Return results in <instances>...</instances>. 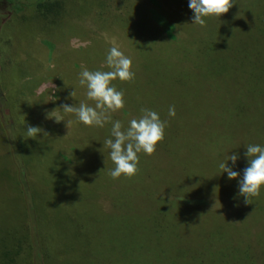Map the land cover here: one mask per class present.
<instances>
[{"label": "rangeland", "instance_id": "rangeland-1", "mask_svg": "<svg viewBox=\"0 0 264 264\" xmlns=\"http://www.w3.org/2000/svg\"><path fill=\"white\" fill-rule=\"evenodd\" d=\"M107 1L121 21L110 31L94 28L95 34L84 26H92L89 15L98 12L99 28L117 19L102 0L0 3V83L12 119L4 122L9 144L0 139V264H29L36 243L45 264H264V187L246 204L240 177L230 180L219 168L236 154L235 165L226 164L242 176L246 146L264 147V82L249 50L251 35L239 32L234 19L228 25L210 16L206 27L192 24L189 0H169L174 20L178 6L186 7L176 31L195 44L169 48L152 41L146 18L135 17L129 4L125 10L121 0ZM230 28L232 44L210 47L219 39L215 30ZM115 30H123L122 40ZM113 41L131 58L135 78L112 81L125 101L112 120L126 128L148 108L167 122L155 153H138L139 171L131 178L109 176L114 164L103 144L112 124L88 127L62 109L81 101L94 106L79 73L109 70ZM29 126L42 131L27 137ZM16 157L26 164L24 195L13 179ZM236 196L232 214L228 202ZM23 215L36 230L26 218L18 222Z\"/></svg>", "mask_w": 264, "mask_h": 264}, {"label": "clouds", "instance_id": "clouds-1", "mask_svg": "<svg viewBox=\"0 0 264 264\" xmlns=\"http://www.w3.org/2000/svg\"><path fill=\"white\" fill-rule=\"evenodd\" d=\"M233 6L232 0H189L188 7L194 13L192 24L206 27V19L210 16L219 17L225 14ZM109 48L105 64L109 70L90 71L82 67L79 73L78 83L86 88L87 100L92 101L94 106L81 101L79 105L62 106L65 114H74L77 122L88 127L103 128L105 124L111 123L110 137L106 138L103 147L109 149V158L114 168L109 170L112 179H118L121 175L131 178L139 169L138 153L153 155L156 146L164 139V131L167 122L160 119L159 114L148 108L141 109V115L128 122L125 128L121 121L112 120V113L123 109L125 106L124 92L118 91L112 84L114 80L129 82L134 80L135 73L132 71V60L126 56L116 45ZM75 96V91L70 93ZM175 106H170L168 115L175 116ZM57 122L63 118L56 119ZM72 121L67 122V127ZM42 130L38 127H27V137L36 138ZM246 157L248 166L243 170V175L228 167L226 161L231 160L235 165L238 156L233 154L226 156L219 163L221 172H226L228 178L239 179V195L244 197V202L250 204L251 198L258 197L260 190L264 187V147L257 144L246 146ZM102 170V169H101Z\"/></svg>", "mask_w": 264, "mask_h": 264}, {"label": "trees", "instance_id": "trees-1", "mask_svg": "<svg viewBox=\"0 0 264 264\" xmlns=\"http://www.w3.org/2000/svg\"><path fill=\"white\" fill-rule=\"evenodd\" d=\"M10 1L11 0H9V2ZM36 1H39V0H36ZM109 1L111 3H115L114 1H111V0ZM145 1L147 2L148 8H147V5L143 4L145 3ZM168 1L169 0H164V2L163 0L161 2L159 0H121V2L125 5V10H126V5L129 4L131 7L130 11L135 17L138 16L140 19L146 18L147 22L143 21V23H146L149 27V30L152 31V34H153L152 41L155 44L164 43L168 45L169 48H175L176 47L175 44H178V43L179 44L182 43L188 46L189 45L194 46L195 44H192L190 41L189 34L186 35L184 32L181 33L179 29L176 31V26L178 25L176 20H178L179 22L182 21L181 19L183 18L182 12L186 7L180 8V6H178L177 9H179V11L176 10V14L178 18L174 20L173 18H171L172 11L167 9L166 7V5L169 3ZM232 2H233V6L229 9V11L225 14H221L219 18L223 22L228 23V25H231L229 24V20L234 19L235 25L237 29H239V32H242V31L245 33L248 32V34L251 35L252 42H250V45L249 43L247 44L249 45V50H252L253 57H256L259 60L258 63L260 64V70L262 72V81L264 82V0H249V1L232 0ZM259 2H261V5L259 4ZM182 3H186V0H182ZM21 4L16 3L15 5L16 8L18 7L19 9ZM102 4L105 5L112 14L116 15L117 19L113 23H110L109 25L107 24L103 28H99L98 12L97 14L89 15V17L92 18V20L90 19L91 21L89 22L90 26L91 25L92 26L89 27V26H86V24H84V26L87 27L88 30L92 31L93 34H95V32L93 31L94 28H97V29L106 28L108 31H110L111 27H114V23L117 24L118 20L121 21L120 19L121 17L118 18L121 15L117 11L113 10L112 4L108 3L107 0H102ZM142 15L143 17H140ZM3 18L4 17L0 14V24L2 21H4ZM86 20L87 19H84V23L87 22ZM124 26L122 27L123 29H124ZM215 31L216 32L219 31V39L213 38L210 43V47H213L215 45H223L225 43H227L229 46L230 44L233 43L234 36H233L232 28H230L229 32L221 31L218 29ZM120 32L121 31L115 30L113 34L115 35V37L121 39L122 37H124L123 30L121 33ZM236 43L239 46L241 44L239 41H236ZM44 44L47 47L48 52L50 53V51L52 50L51 44L46 41H44ZM241 45L245 47V44H241ZM197 48L199 51H202L198 46ZM258 52L260 53L259 57H257ZM10 112H11V106L9 104V101L0 83V139L4 140L7 144L9 143L8 141H6L8 140V134L6 131L5 117H8L12 124ZM14 132L16 134V130L13 129V133ZM1 144L3 145L5 143L2 142ZM6 146H7V149L9 150V146L8 145ZM21 148H22V145L20 142H18V149H17L18 154H20ZM21 158L22 157L20 158L16 157L15 162L13 161V164H14L13 179H15V183H16L15 186H16L17 193L20 195H24L26 192L28 193L29 187L26 181V178H27L26 164H25V161H23ZM190 197L193 198V199H190L193 201L197 199V198H194V196H190ZM238 202H240V200L237 198V196L234 197L233 200L229 199L228 209H230L232 205L233 207L232 214H236V205ZM25 218L27 219V222L29 223V229L33 231L36 230L34 228L35 220H33V218L31 219L23 215L19 218L18 222L19 221L24 222ZM35 235H36L35 239L38 240L36 233ZM251 257H252L251 255H248L249 259ZM5 264H9V262H6ZM11 264H15V263H11ZM29 264H45L41 250L39 246H37V243H36V247L34 246V249H32L31 259L29 260ZM250 264H254V263H250ZM258 264H260V262Z\"/></svg>", "mask_w": 264, "mask_h": 264}, {"label": "flooded vegetation", "instance_id": "flooded-vegetation-1", "mask_svg": "<svg viewBox=\"0 0 264 264\" xmlns=\"http://www.w3.org/2000/svg\"><path fill=\"white\" fill-rule=\"evenodd\" d=\"M9 0H0V3H7Z\"/></svg>", "mask_w": 264, "mask_h": 264}]
</instances>
